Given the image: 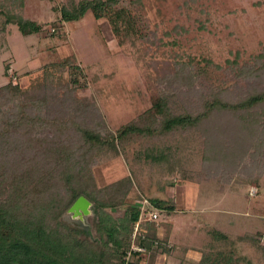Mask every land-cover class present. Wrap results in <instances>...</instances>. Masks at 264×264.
<instances>
[{"label": "trees", "instance_id": "1", "mask_svg": "<svg viewBox=\"0 0 264 264\" xmlns=\"http://www.w3.org/2000/svg\"><path fill=\"white\" fill-rule=\"evenodd\" d=\"M118 1L68 0L60 9L61 19H78L93 9L97 19H107L119 44L132 35L149 41L144 32L147 22L115 7ZM12 19L23 35L40 30L37 23L19 15ZM204 61L189 60L188 68L180 63L152 62L146 67L136 63L138 104L114 113L112 124L107 120L112 101L101 100L106 112L95 92L81 93L87 75L74 56L35 71L24 85L10 79L1 85L0 170L20 171L14 175L17 179L34 166L50 185L20 198L0 197V264H144L139 258L172 252L167 239L156 232L159 222L141 220L134 239L132 235L141 215L146 218L157 209L174 212L173 200L142 197L127 202L133 186L128 175L99 185L94 169L105 153L126 155L136 145L134 162L150 168L166 166L172 151L160 145L164 136L178 142V137L196 135L203 153L197 181H219L221 165L228 183L242 163L246 167L239 172L258 184L264 177V49L243 66L237 58L227 60L226 70L232 76L227 95L222 93L226 81L217 85L208 73L209 67L222 72L224 67L214 66L208 58ZM8 71L5 68L7 77ZM8 186L7 180H0V191ZM81 195L96 207L94 233L99 244L60 221ZM260 235L238 238L258 242ZM215 238L228 240L224 233ZM133 240L142 252L132 251ZM235 252L234 246L202 252L197 264H234L241 260ZM148 260L145 264H155Z\"/></svg>", "mask_w": 264, "mask_h": 264}, {"label": "rangeland", "instance_id": "2", "mask_svg": "<svg viewBox=\"0 0 264 264\" xmlns=\"http://www.w3.org/2000/svg\"><path fill=\"white\" fill-rule=\"evenodd\" d=\"M67 1L0 0V86L9 79L24 85L35 71L74 56L87 75L81 93L95 92L103 110L101 100L112 101L110 110H104L110 124L114 113L138 104L134 90L139 79L136 63L144 67L152 62L180 63L188 68L189 60L205 64L204 59L208 58L214 66L224 67L223 72L209 67L208 73L217 85L226 81L222 93L227 95L226 86L232 82L231 73L226 70L227 60L237 58L243 66L264 49V0H119L115 7L127 9L132 16L147 22L144 32L150 39L132 35L122 44L107 19H97L93 9L78 19L62 20L60 9ZM16 15L34 21L40 30L23 35L12 19ZM5 68L9 69L8 77ZM195 136L178 137V142L164 136L159 144L172 151L166 166L150 168L143 162H134L133 155L139 149L136 145L129 147L126 155L105 153L94 169L97 183L107 186L128 175L133 186L127 202L142 197L173 200L176 210L167 214L164 209H157L156 221L163 224L156 229L157 234L168 240L172 252L165 257L139 258L144 264L148 259L155 264H197L202 252L231 246L241 259L234 264H264V248L260 247L264 246V177L258 184L249 181L239 172L246 166L239 163L241 170L228 183L229 175L227 171L221 173L225 171L221 165L219 181H197L195 173L200 170L203 153ZM19 172L0 170V180L11 184L1 189L2 199L39 193L50 185L46 175L34 166L16 179L14 175ZM67 209L60 221L73 227L62 219ZM169 220L174 224L170 225ZM219 233L226 234L228 240H217ZM258 233V242L238 238L247 234L255 239Z\"/></svg>", "mask_w": 264, "mask_h": 264}, {"label": "water", "instance_id": "3", "mask_svg": "<svg viewBox=\"0 0 264 264\" xmlns=\"http://www.w3.org/2000/svg\"><path fill=\"white\" fill-rule=\"evenodd\" d=\"M95 206L85 196H79L63 214L62 219L71 226L81 229L83 236L99 243L93 231Z\"/></svg>", "mask_w": 264, "mask_h": 264}, {"label": "built area", "instance_id": "4", "mask_svg": "<svg viewBox=\"0 0 264 264\" xmlns=\"http://www.w3.org/2000/svg\"><path fill=\"white\" fill-rule=\"evenodd\" d=\"M147 202L148 201L146 199L143 200V204H146ZM157 217H158V214H157V212H154V211H150L147 214L146 218H142V215H141L140 218H139V221L136 222L135 225H134V232H133V235H132V237H133L132 239H134L136 237V233H138L139 222L141 220L157 221ZM131 249H132V251H137V252H142L143 251L142 247L135 245L134 240L132 241Z\"/></svg>", "mask_w": 264, "mask_h": 264}, {"label": "crops", "instance_id": "5", "mask_svg": "<svg viewBox=\"0 0 264 264\" xmlns=\"http://www.w3.org/2000/svg\"><path fill=\"white\" fill-rule=\"evenodd\" d=\"M171 214H172V213H171ZM168 223H170V225H171V224H172V225L174 224V223H172V221H170V220L168 221ZM168 223H167V224H168ZM160 226H163V224H160L159 227H160ZM164 226H165V225H164ZM166 226H167V225H166ZM166 226H165V227H166ZM167 227H168V226H167ZM157 229H158V228H157ZM166 229H167V228H166ZM167 241H168V240H167ZM169 255H170V254H169ZM164 257H165V256H164Z\"/></svg>", "mask_w": 264, "mask_h": 264}]
</instances>
